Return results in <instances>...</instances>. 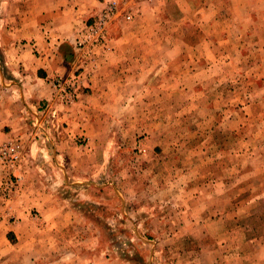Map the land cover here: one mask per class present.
Wrapping results in <instances>:
<instances>
[{
	"label": "rangeland",
	"instance_id": "1",
	"mask_svg": "<svg viewBox=\"0 0 264 264\" xmlns=\"http://www.w3.org/2000/svg\"><path fill=\"white\" fill-rule=\"evenodd\" d=\"M35 1L0 0V72L21 70L10 60L18 46L30 44L27 12ZM79 6H90L84 27L72 50L64 44L79 66L109 49L111 33L123 34L144 42L146 74L161 76L145 77L139 110L103 112L110 119L81 127L96 141L98 157L90 174L82 171L77 191L58 194L73 201L76 223L57 231L38 211L26 220L6 211L0 264H264V251L254 254L264 249V0H81ZM204 7L211 12L202 14ZM36 24L43 32L55 20ZM85 68L50 80L56 101L69 106L88 97ZM13 96L17 111L9 116ZM46 107L23 106L19 88L9 94L0 75V149L14 143L19 153L15 163L0 156L12 189L30 151L21 136L42 141ZM48 129L58 132L52 124ZM32 160L40 175L56 166L40 149ZM3 196L0 205L9 198ZM181 212L191 213L194 224ZM188 225L192 233L183 230Z\"/></svg>",
	"mask_w": 264,
	"mask_h": 264
},
{
	"label": "crops",
	"instance_id": "2",
	"mask_svg": "<svg viewBox=\"0 0 264 264\" xmlns=\"http://www.w3.org/2000/svg\"><path fill=\"white\" fill-rule=\"evenodd\" d=\"M59 2L61 0L35 1L32 5L33 9L27 12L30 14V24H28L31 27L30 44L18 46L17 51L15 50L18 54L13 55L12 60H10L12 65H19L21 70L16 72L14 68L10 67V71H6V73L0 72L1 79L4 81L9 94L17 92L19 88L23 106L34 109L36 105L38 106L43 102L47 104L45 110L40 112L41 115H44L40 124L45 133L44 137L42 136V141H35V138L31 139V136L28 135L21 136L22 142L27 143L26 147L30 151L25 148L23 164L15 174L20 179L17 181L18 186L16 188L10 187V182L6 178L9 170L0 163V196L4 194L3 197H9L4 199L0 205V217L3 218L8 211V218L14 215L26 220L32 216L33 212L38 211L43 222L48 225L51 224V226L57 224L56 230L64 232L69 230L78 218L74 212L73 201L58 196L59 190L62 191L71 187L74 192L77 191L76 188L81 183L82 171L90 174L91 163L92 161L95 163V159L98 157L95 148L96 141L90 136L89 131L84 133L81 127L93 121L92 124L96 125L98 121H102V118H104V122L106 119H110L103 115V112L125 108L139 110V105L144 103L143 98L140 100L139 96L145 92V77L153 79L158 77L160 79L161 72L151 70L148 72L150 74H146V62L142 55V48L145 45L141 44L144 43L142 40L128 39L123 34L112 35V33L110 34L109 49L96 50L92 57L85 58L86 66H79L76 56L70 51L66 52L69 46L64 44L69 43L72 50L77 33L84 27L81 18L86 15L90 6L81 9L79 6L81 0H62V3ZM200 12L202 14L210 13L211 9L204 7ZM213 13L214 16H218L220 11ZM41 17L54 18L55 25L53 24L52 28L45 27L42 32L44 27L36 24V21H39ZM80 67H86L84 75L90 73V76L86 78L87 81H84L83 84L84 87L90 89L88 97L81 93L78 97L84 96L83 100L69 106L56 101L54 99L56 97L55 91L50 80L57 75L72 76ZM133 95L136 96L133 99L135 104L129 99V96ZM14 97H9L10 104L7 107V115L9 116L17 111ZM34 112L36 115L39 114ZM10 119L11 117L8 118L7 123L14 126ZM80 121L83 123L81 124ZM50 124L54 128H58L57 133L53 134L52 130L48 129ZM82 137H84L83 143L85 145L81 143ZM2 140L3 138L0 136V142ZM82 148H85L86 151L82 152ZM36 149H40L45 157L56 161V166L52 170L43 171L47 178L43 177V172L40 175L39 171L31 165ZM103 157L105 156L103 155ZM83 164H87V166L82 167ZM53 174L57 176V180L54 179ZM67 175H71L73 182H68ZM65 178L66 181H60L65 180ZM180 217L185 223L194 224L191 213L189 215L188 212H181ZM203 220L199 217L196 219V223H202ZM212 222L218 225L222 222V218H216ZM46 229V232L49 233V226ZM183 230L185 233L194 231L191 225L183 228ZM12 251L16 253L18 250L17 248H10L9 253ZM28 251L33 256L30 252L33 251L32 247ZM262 251L264 249L260 248L254 254L260 256ZM31 256L26 259H31Z\"/></svg>",
	"mask_w": 264,
	"mask_h": 264
},
{
	"label": "built area",
	"instance_id": "3",
	"mask_svg": "<svg viewBox=\"0 0 264 264\" xmlns=\"http://www.w3.org/2000/svg\"><path fill=\"white\" fill-rule=\"evenodd\" d=\"M103 19L104 21L99 23V28L103 26L104 22L106 21V15H104ZM0 156L5 161H8L10 163H15L19 159V153L16 145L14 143L5 144L0 149Z\"/></svg>",
	"mask_w": 264,
	"mask_h": 264
},
{
	"label": "trees",
	"instance_id": "4",
	"mask_svg": "<svg viewBox=\"0 0 264 264\" xmlns=\"http://www.w3.org/2000/svg\"><path fill=\"white\" fill-rule=\"evenodd\" d=\"M254 218H255V217L253 216V217H252V220H253Z\"/></svg>",
	"mask_w": 264,
	"mask_h": 264
}]
</instances>
